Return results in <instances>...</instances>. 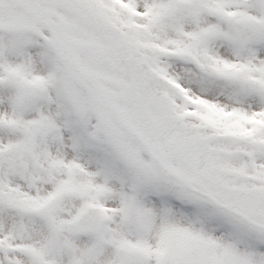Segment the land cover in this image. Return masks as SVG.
Segmentation results:
<instances>
[{
    "label": "snow or ice",
    "instance_id": "6c2138e0",
    "mask_svg": "<svg viewBox=\"0 0 264 264\" xmlns=\"http://www.w3.org/2000/svg\"><path fill=\"white\" fill-rule=\"evenodd\" d=\"M0 264H264V0H0Z\"/></svg>",
    "mask_w": 264,
    "mask_h": 264
}]
</instances>
